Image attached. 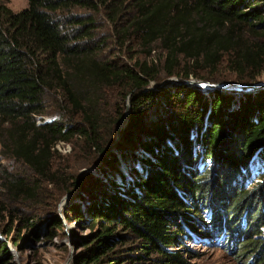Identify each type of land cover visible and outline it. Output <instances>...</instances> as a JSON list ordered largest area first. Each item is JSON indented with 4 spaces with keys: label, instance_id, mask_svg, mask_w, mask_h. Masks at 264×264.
<instances>
[{
    "label": "trees",
    "instance_id": "1",
    "mask_svg": "<svg viewBox=\"0 0 264 264\" xmlns=\"http://www.w3.org/2000/svg\"><path fill=\"white\" fill-rule=\"evenodd\" d=\"M27 2L15 12L0 0V140L33 179L6 171L4 184L17 198L44 183L77 194L66 216L87 217L90 233L75 241L72 264H191L170 249L184 224L247 238L242 254L254 246L264 262V182L245 187L264 171V88L206 93L184 83L215 81L201 71L226 63L238 82L256 84L264 0ZM173 76L183 83L153 88ZM61 142L73 145L75 163L86 154L88 165L102 163L62 170ZM12 259L0 238V264Z\"/></svg>",
    "mask_w": 264,
    "mask_h": 264
},
{
    "label": "rangeland",
    "instance_id": "2",
    "mask_svg": "<svg viewBox=\"0 0 264 264\" xmlns=\"http://www.w3.org/2000/svg\"><path fill=\"white\" fill-rule=\"evenodd\" d=\"M4 1L15 12L24 10L28 5L27 0ZM108 30L114 35V25L112 27L110 26ZM113 40L114 38L112 37ZM131 54L144 57L140 47L134 48ZM201 73L205 78L215 76L213 78L216 80L211 81L209 79L191 76L189 79L191 82L188 83L201 87L203 92L206 93L214 89L241 92L239 89L234 88L233 85H255L238 82L235 72L226 63L220 66L216 74H213L209 70L201 71ZM177 79L176 76L165 78L153 88L159 89L165 83L169 82H182ZM259 82L264 83V72L258 77L255 83L257 84ZM128 102L130 100H127V105ZM130 114L131 106L115 143L120 141ZM45 118L50 121L53 119V115L46 116ZM1 128H3V125L0 123ZM57 148L61 153L58 159L62 170L69 171L71 168L74 170L78 169V174L86 172L84 169L91 166L88 165L90 154H86V157L77 163L74 162L72 158L74 151L71 143L61 142L57 145ZM101 163L100 161L99 164ZM99 164H92L94 166H91V168L99 167ZM203 166L204 164L201 167L203 168ZM259 166L252 165L253 169L251 168V171L255 169L254 167ZM122 167H125V164ZM6 171L15 176L19 175L27 179H33L32 172L22 162L15 159L9 150H4L0 140V199L2 206L0 209V238L7 242L13 255V259L8 264H72L75 255L81 251V248H78L75 241L88 236L90 233L87 217L81 221H76L74 216L71 215L72 221H70L66 216V207L70 203L78 200L77 194H74V192L69 193L72 194L71 196L68 194H60L56 192L53 184L44 183L38 190L37 196L29 198L27 196H20L17 198L9 193L7 185L4 184ZM252 175L253 177L249 179V182L245 183L247 189L251 188L255 183L264 182V171L259 176H256L254 172ZM56 216H59L63 223V227L59 229L54 228L53 222L51 221ZM204 216L206 217L204 220L210 222L209 213ZM32 222L36 223L33 227L29 225ZM184 225L186 230L182 234L180 246H172L170 249H179L189 259L191 264H264L261 256L256 254L254 246H252L249 252L242 254L239 244L246 241L247 238L243 239L240 237L236 240L235 236L230 238L226 237L225 234L220 235L221 237H209L201 232L202 230L198 225L195 229L190 228L186 224ZM261 231H264V228H261ZM35 232L38 233L37 237L34 235ZM129 245H125V249L131 251L130 248L132 247H128Z\"/></svg>",
    "mask_w": 264,
    "mask_h": 264
},
{
    "label": "water",
    "instance_id": "3",
    "mask_svg": "<svg viewBox=\"0 0 264 264\" xmlns=\"http://www.w3.org/2000/svg\"><path fill=\"white\" fill-rule=\"evenodd\" d=\"M174 80L176 81V79H174ZM188 82L190 83L191 80L186 81V82L184 81V83H188ZM233 87L236 88V89H239V91H251V90L253 91V90H258L260 88H264V83L263 82H259V83L255 84V85H235L234 84ZM129 110H130V102H128L126 113H125V115L122 117V119L120 121V124H119V127H118V131H117V138L120 135V132H121V130L123 128V125L125 123V120L127 118V115L129 114ZM46 121H48V120H46ZM84 171H88V169H84ZM68 195L71 196L72 194H68Z\"/></svg>",
    "mask_w": 264,
    "mask_h": 264
}]
</instances>
